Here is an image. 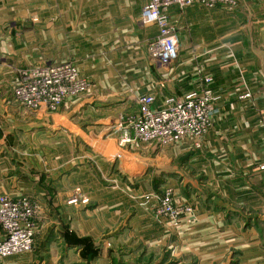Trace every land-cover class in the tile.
I'll use <instances>...</instances> for the list:
<instances>
[{"label": "rangeland", "instance_id": "1", "mask_svg": "<svg viewBox=\"0 0 264 264\" xmlns=\"http://www.w3.org/2000/svg\"><path fill=\"white\" fill-rule=\"evenodd\" d=\"M241 4L238 0L233 10ZM170 23L178 36L175 61L164 65L155 59L152 43L160 31L148 44V61L160 82L180 54L179 28ZM75 68L88 80L87 91L54 110L42 109L47 140L33 142L29 154L32 169L39 164L43 192L28 196L42 208L34 244L0 264H264L262 88L238 92L239 101L254 103L249 116L257 123L248 124L253 138L231 137L230 123L228 131H217L219 94L205 87L200 93L211 92L218 113L201 139L131 147L119 140L122 116L139 112L143 95H155L152 106L158 108L157 93L145 88L97 93ZM125 102L131 105L122 110Z\"/></svg>", "mask_w": 264, "mask_h": 264}, {"label": "crops", "instance_id": "2", "mask_svg": "<svg viewBox=\"0 0 264 264\" xmlns=\"http://www.w3.org/2000/svg\"><path fill=\"white\" fill-rule=\"evenodd\" d=\"M142 5L143 0H0V197L43 196L39 164L33 170L29 154L33 142L47 140V113L31 114L12 96L26 67L71 62L95 92L150 89L158 107L169 95L211 87L219 94L217 131H228L230 123L231 137L255 136L248 126L254 103L239 101L238 92L264 93V0H242L233 11L172 7L180 54L161 82L147 55L159 29L142 23Z\"/></svg>", "mask_w": 264, "mask_h": 264}, {"label": "built area", "instance_id": "3", "mask_svg": "<svg viewBox=\"0 0 264 264\" xmlns=\"http://www.w3.org/2000/svg\"><path fill=\"white\" fill-rule=\"evenodd\" d=\"M238 0H143L141 21L153 23L160 34L152 43L155 59L170 64L178 58V36L170 23L172 7L192 5L233 10ZM89 87L71 63L26 67L14 88L13 97L32 111L56 109L65 100L81 96ZM211 92L169 95L163 106L154 108L155 95L138 98L140 110L128 113L119 123L120 143L134 147L140 143L173 146L185 138L201 139L216 113L210 103ZM121 117V118H122ZM41 202L28 196L0 197V262L10 255L28 251L34 244V224L42 218Z\"/></svg>", "mask_w": 264, "mask_h": 264}]
</instances>
